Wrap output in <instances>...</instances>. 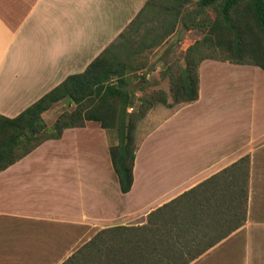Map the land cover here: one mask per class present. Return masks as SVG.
Segmentation results:
<instances>
[{"label": "crops", "instance_id": "1", "mask_svg": "<svg viewBox=\"0 0 264 264\" xmlns=\"http://www.w3.org/2000/svg\"><path fill=\"white\" fill-rule=\"evenodd\" d=\"M171 17L168 0H0V114L16 116L106 51L126 64L142 50L144 63L154 65L144 82L156 77L154 89L169 96L168 77L160 75L163 59L157 57L167 46L188 42L184 35L193 30L171 25ZM198 79L195 100L157 102L137 120L133 183L126 193L109 154L117 136L113 140L110 128L92 120L64 128L59 138L44 140L1 170L0 264H109L104 256L96 261L70 256L101 230L143 224L150 211L244 155L249 156L244 221L193 201L220 194L221 179L213 180L183 201L187 233L171 240L170 253L194 256L186 264H264V70L207 58L198 66ZM146 85L135 94L142 95ZM62 105L74 106L66 99L54 102L42 112L47 125L65 110ZM153 138L167 144L181 140L179 178L155 164L142 168L145 145ZM99 245L104 252V244L93 243L82 253Z\"/></svg>", "mask_w": 264, "mask_h": 264}, {"label": "trees", "instance_id": "2", "mask_svg": "<svg viewBox=\"0 0 264 264\" xmlns=\"http://www.w3.org/2000/svg\"><path fill=\"white\" fill-rule=\"evenodd\" d=\"M172 12L171 25L180 23L184 28H198L202 36L184 51V65L168 66V93L155 89L142 94L136 109L128 111L133 97L126 87V72L143 67L144 58L139 51L128 63H121L106 53L96 57L83 72L67 76L62 82L42 95L14 117L0 114V171L32 151L41 142L59 138L66 127L79 126L85 120L96 121L102 128L114 129L118 142L109 147L113 169L121 192L130 190L133 183L135 158L134 129L137 120L155 103L173 105L189 102L198 97V66L203 59L229 60L240 64L257 65L264 70V0H168ZM211 10V17L207 11ZM211 49L217 56L207 53ZM223 55V56H222ZM138 58L142 62L135 64ZM163 72H160L162 76ZM118 78L111 82L110 77ZM60 99L74 104L72 110L62 111L51 125H47L42 112ZM168 99L170 101H168ZM249 156L244 155L192 190L179 194L147 214L140 225H115L99 231L93 243L105 245L79 250L70 258L83 256L90 261L109 259V264H186L194 256L181 259L171 255L174 238L187 233L183 201L201 186L221 179L222 191L208 196H195V203L215 208L245 219L248 196ZM188 201V200H187ZM213 214V213H212ZM214 215V214H213ZM187 222V221H186ZM82 253V254H81Z\"/></svg>", "mask_w": 264, "mask_h": 264}, {"label": "rangeland", "instance_id": "3", "mask_svg": "<svg viewBox=\"0 0 264 264\" xmlns=\"http://www.w3.org/2000/svg\"><path fill=\"white\" fill-rule=\"evenodd\" d=\"M207 12L211 17L214 15V13L211 10H209ZM201 36H202V32L198 28H193V30L189 34L186 33L184 35V37H186L187 40L189 39L190 41H192V43L195 41V39L201 38ZM181 39H182V37H181ZM189 40H188V42H190ZM188 42L181 44V46H180V44H178V45L174 44L175 46L172 45L171 47L167 46L166 51H163L161 55H158L157 58H160L159 60L163 59L162 70L160 71V72H163L162 76L167 77L165 73H166V71H168V68H169L168 66L172 65V63L179 64L178 61L183 59L184 51H183V49H181V47L184 48L185 44ZM206 52L214 54V56H217L219 54V53H217V50L214 52L211 49H208ZM141 60H142V58H141ZM141 60L138 58V60L135 62V64H137V65L140 64L142 62ZM144 64L147 65L146 62ZM147 66L133 68L128 73V77H127L128 82L126 84V87L128 89L131 88V93H132V97H133L132 103L135 102V105H137L139 103L138 100L141 96V95L135 94V89L138 88L139 85L143 84V86H144V84L147 83L146 88H145L146 91L144 92L145 94H150L151 91L155 90L154 88L156 87V85L154 84V81H153V80H155L153 78H156V77H150V78H148L147 82H144L145 72L150 71L154 65L148 66V67ZM145 67H147V68H145ZM113 81H115V78ZM113 81H111V82H113ZM167 85H168V83L165 82L164 87H167ZM135 105L132 106L133 109H135ZM74 107L75 106L70 107L67 105H64V106L62 105L60 109L72 110ZM223 121L228 122L227 120H223ZM110 134L114 140L116 137L115 130L110 129ZM149 141H151V142H148L145 145L148 150H147V152H145L146 156L144 157V160L142 161V168L143 169L150 168V166L152 164L153 165L155 164V165L160 167L159 170L163 171L166 176H168V174H169V177H171V178L172 177L179 178L183 173V152L181 151V148H182L181 140L178 143L175 141H172L169 144H167L166 141H162L160 138L149 139ZM134 144H135V148H136V141L135 140H134ZM156 183H158V182H156ZM165 183H167V182L160 181V184H162V185H165ZM174 195H177V193L170 194L169 196H167L165 198H169V197H172ZM260 196H261V193L257 192L255 195L256 201H259V199H261ZM262 199H264V194H263Z\"/></svg>", "mask_w": 264, "mask_h": 264}, {"label": "built area", "instance_id": "4", "mask_svg": "<svg viewBox=\"0 0 264 264\" xmlns=\"http://www.w3.org/2000/svg\"><path fill=\"white\" fill-rule=\"evenodd\" d=\"M133 109V107H129V110H132Z\"/></svg>", "mask_w": 264, "mask_h": 264}]
</instances>
